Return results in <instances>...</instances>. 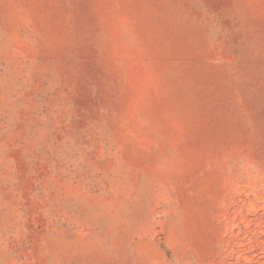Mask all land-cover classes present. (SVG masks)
I'll use <instances>...</instances> for the list:
<instances>
[{"label":"rangeland","instance_id":"obj_1","mask_svg":"<svg viewBox=\"0 0 264 264\" xmlns=\"http://www.w3.org/2000/svg\"><path fill=\"white\" fill-rule=\"evenodd\" d=\"M0 264H264V0H0Z\"/></svg>","mask_w":264,"mask_h":264}]
</instances>
